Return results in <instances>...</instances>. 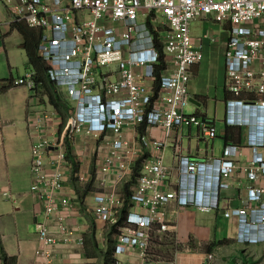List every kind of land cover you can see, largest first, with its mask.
I'll list each match as a JSON object with an SVG mask.
<instances>
[{
    "label": "built area",
    "instance_id": "2783aa9c",
    "mask_svg": "<svg viewBox=\"0 0 264 264\" xmlns=\"http://www.w3.org/2000/svg\"><path fill=\"white\" fill-rule=\"evenodd\" d=\"M11 9L16 22H24L41 32L38 48L49 71L53 86L69 107L63 127L57 132L48 127L49 113L39 112L36 128L48 130L32 147L33 183L31 189L42 198L46 213L58 211L57 194L68 176L67 141L83 132L95 136L108 130L118 137L110 143L97 172L115 174L119 180L134 169L127 157L128 141L121 136L130 121L142 125H160L169 132L182 124H195L205 138L218 135L215 124L185 110L190 103L188 83L192 66L204 57L202 39H195L191 26L195 21L212 19L228 27L225 51L227 123L247 127V145L253 156L245 161L234 159L238 145H227L222 157L199 162L190 157L181 160L182 176L177 188H165L171 167L162 156L143 160L134 182L127 210L119 229L116 253L134 248L146 261L153 239L169 228L168 206L177 201L208 210L218 206V194L229 186L228 179L237 168L247 175L245 190L248 204L225 211L236 215L242 227L243 241L264 240V0H0ZM205 33L204 36H208ZM211 40H216L211 36ZM161 70V85L156 93L147 81L156 80ZM36 92L33 70L13 80ZM164 91V93H161ZM160 100V102H159ZM241 107L240 110L237 107ZM244 109V110H243ZM245 109L247 112H245ZM254 112V118L249 116ZM260 113V114H259ZM259 114V115H258ZM256 116V117H255ZM253 119H256L253 121ZM140 145L160 147L163 142L140 134ZM54 151L53 168L47 170V155ZM103 184V181H102ZM13 202L17 195L5 191ZM69 204L67 197L61 199ZM93 207L95 216L117 223L123 214L125 197L100 192ZM257 202L251 207V202ZM64 240L74 231L57 217ZM37 254L50 262L58 238L44 222L37 223ZM263 232L258 238L252 236ZM82 240V239H80ZM205 264L214 254L177 252L172 264ZM117 264H135L117 260Z\"/></svg>",
    "mask_w": 264,
    "mask_h": 264
},
{
    "label": "crops",
    "instance_id": "0c3cea01",
    "mask_svg": "<svg viewBox=\"0 0 264 264\" xmlns=\"http://www.w3.org/2000/svg\"><path fill=\"white\" fill-rule=\"evenodd\" d=\"M14 23L16 21L11 9L0 2V87L5 88L0 91V264H4V253L14 259L13 264H106L102 251L107 248L108 241H113L116 249L119 233L113 230L114 223L93 213V207L97 204L96 196L100 192H114L125 197V185L131 181L134 169L122 180L115 174L97 172L99 163L110 150V143L118 136L111 130L98 136L80 133L72 139V152L79 162L77 179L73 180L72 164L68 160V176L56 199L59 209L51 215L46 213L42 198L31 189L34 180L32 147L42 134L49 132L34 127V121L39 112H47L48 127L57 132L62 118L45 94L37 95L25 85L13 84L14 79L32 70L23 48L26 38ZM191 33L195 39L203 40L204 57L192 66L193 76L188 83L190 103L185 112L215 124L218 135L211 139L205 138L195 124H182L167 132L160 125H140L135 121L125 124L121 134L128 141L127 157L134 159L135 165L147 157H163L171 167V173L163 185L171 189L180 184L181 160L185 156L209 163L222 157L229 144L238 145L234 157L236 161H245L253 156L252 149L247 145V127L227 123L225 51L228 27L205 19L195 21ZM205 33L209 35L204 36ZM211 36H215L216 40H211ZM147 83L153 86L155 81L150 79ZM254 114L249 113V116L254 118ZM144 133L159 139L163 144L144 149L139 143L140 134ZM258 153L264 156V147H260ZM54 154V151H50L46 158L49 173L52 172ZM261 181L264 183V177H261ZM228 182L229 186L222 188L218 194L217 207L201 210L193 204L183 206L177 201L169 204V228L159 233L157 241L152 243L159 248L164 243L175 248L169 264H172L177 252L191 255L213 253L214 260L206 261L205 264H264V240L243 241L238 216L225 215L226 210L249 203L245 190L247 175L237 168ZM133 184L129 186L130 191ZM5 191L17 195L18 200L13 202L4 195ZM65 197L69 200L68 205H64L61 200ZM257 205L254 201L250 203L251 207ZM60 215H64L65 223L74 231L72 238L67 241L57 227V217ZM38 222L47 223L58 238L50 262L37 254ZM262 234L258 231L252 237L258 238ZM221 240L226 242L216 243ZM114 257L135 264L164 263L149 258L143 261L135 248L131 252H114ZM183 264L200 263L193 259L191 263L184 260Z\"/></svg>",
    "mask_w": 264,
    "mask_h": 264
},
{
    "label": "trees",
    "instance_id": "16d2710c",
    "mask_svg": "<svg viewBox=\"0 0 264 264\" xmlns=\"http://www.w3.org/2000/svg\"><path fill=\"white\" fill-rule=\"evenodd\" d=\"M16 28H18L25 36V42L23 44V48L26 51V54L28 56L29 60V65L31 69L34 71L35 74V80H36V94L37 95H46L48 98V102L54 107L55 111L61 116L62 118V123L61 127H63L68 112H69V107L67 103L64 101V99L60 96L59 92L57 89L53 86L50 76H49V71L46 63L44 62L43 58L39 55L38 53V48H39V43H40V38H41V32L37 29H34L32 27H29L26 23L24 22H16L14 23ZM164 68V66H158L156 67L155 74H156V80L154 83V88L157 91L160 88L161 85V70ZM5 88L0 87V91H3ZM73 144L72 141L68 140L67 141V158L70 160L72 164V173H73V180H76V173L79 170V162L75 159L73 155ZM142 166V160H139L134 168L133 176L130 182H128L125 185V205L123 209V214L121 215L119 221L114 224L113 230L117 233H119L118 227L122 223L124 219V215L127 210V203L129 202L130 198V189L129 186L131 183L135 182L140 169ZM155 239V238H154ZM154 242L157 241L154 240ZM226 240H221L216 243H225ZM104 252V257H105V263L106 264H117V259L114 257V242L113 241H108L107 248L103 250ZM3 260L4 264H13L14 259L9 258L5 253L3 254Z\"/></svg>",
    "mask_w": 264,
    "mask_h": 264
},
{
    "label": "rangeland",
    "instance_id": "374dc122",
    "mask_svg": "<svg viewBox=\"0 0 264 264\" xmlns=\"http://www.w3.org/2000/svg\"><path fill=\"white\" fill-rule=\"evenodd\" d=\"M213 34V33H212ZM217 33H214V35ZM220 41V37H219ZM219 43V42H218ZM189 110V107L187 108ZM165 245V246H163ZM160 248L155 246L153 244V247L149 251V256L148 258L150 260H162L164 263L163 264H169L173 257V250L175 249L171 244L164 243Z\"/></svg>",
    "mask_w": 264,
    "mask_h": 264
},
{
    "label": "clouds",
    "instance_id": "9594fccd",
    "mask_svg": "<svg viewBox=\"0 0 264 264\" xmlns=\"http://www.w3.org/2000/svg\"><path fill=\"white\" fill-rule=\"evenodd\" d=\"M240 108H241V107H239V106L237 107V109H239V110H240Z\"/></svg>",
    "mask_w": 264,
    "mask_h": 264
}]
</instances>
